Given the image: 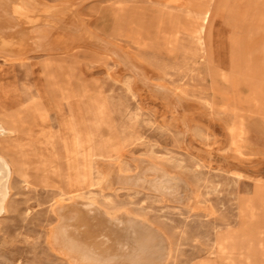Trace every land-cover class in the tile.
<instances>
[{"label":"rangeland","instance_id":"obj_1","mask_svg":"<svg viewBox=\"0 0 264 264\" xmlns=\"http://www.w3.org/2000/svg\"><path fill=\"white\" fill-rule=\"evenodd\" d=\"M59 1L34 0L36 19L22 15L19 21L0 7V26L11 28L5 33L13 40L21 29L42 35L44 20L66 15ZM261 1L92 0L78 9L89 28L123 38L152 81L182 97L176 108L164 93L139 85L106 54L84 46L52 59L0 56V117L14 132L0 139V151L14 165L0 213V264L68 263L46 239L55 223L53 206L69 196L64 148L43 139L61 117L73 124L78 191L165 230L174 264H264V23L256 22ZM206 6L210 15L201 37L180 25L185 14ZM131 21L135 43L123 36ZM37 105L50 108L47 128L35 121ZM135 158L187 177L198 201L185 186L165 192L104 187L101 165L112 161L135 172ZM88 233L95 241L107 235L111 250H118V240H132L130 230L105 222Z\"/></svg>","mask_w":264,"mask_h":264},{"label":"bare ground","instance_id":"obj_2","mask_svg":"<svg viewBox=\"0 0 264 264\" xmlns=\"http://www.w3.org/2000/svg\"><path fill=\"white\" fill-rule=\"evenodd\" d=\"M89 1L91 2L92 0H60L57 2L56 5H61V13L64 11L66 15L44 20V24L38 27L39 30L43 31L42 35L35 34L34 36H30L21 29L19 31V39L13 40V37L5 33V29L11 28L1 25L0 56L7 60H20L31 54L32 56L44 55L52 59V57L54 58V56L57 55H67L71 51V48L74 49V47L84 46L94 52L106 54V56L115 62L120 72L130 74L139 85L141 84L142 86L158 91L156 93H164L167 96L168 102L175 108L181 106L182 97L178 93L171 91L168 88L169 86L167 87L163 83L153 82L149 72L143 66L141 61L142 58L134 56L131 50L129 51L128 48L121 43L123 38L110 36L98 30H93L85 24L84 18L78 12V9L85 6ZM33 2L34 0H0V7L3 9L5 7L8 8L3 11L13 20L19 21L22 15H28L30 18L36 19L34 8L32 7ZM261 4L258 11L259 17H256L257 25L262 22L264 23V0L261 1ZM52 5L53 4H51V6ZM1 13L2 12H0V14ZM209 15L210 8L208 6L192 10L179 20L180 25L185 26L190 32H194L201 37L205 32V25ZM137 21L135 22L137 23ZM22 22L25 21L22 20ZM133 23L134 22L131 21L128 33L125 32L126 34L123 36L132 39L131 42L135 43L138 33ZM126 26L127 25H125V29ZM239 39L244 41V36ZM259 40L264 44V35L260 37ZM38 61H40V59ZM33 111L37 125L47 128L48 122L50 121V108L37 105L33 108ZM57 115L61 116V113L58 112ZM9 127L5 118L0 117V139L1 136H5V134H14V132H12L13 130H9ZM235 129H237V127H235ZM43 139L46 141L52 140L56 144H61L63 146L69 188L68 202L65 203V200L61 198V200L58 199L53 206L55 223L48 230L46 237L51 250L67 261L68 263L66 264H174L172 260V238L165 230L150 222L146 217L133 216L134 214L130 215L125 210H108V208L106 209L101 205L103 203H99L95 199L86 198L78 191L76 186L77 176L75 172V162L73 159L71 160V151L74 147L73 124L71 123V118H58L56 131L53 134L46 132ZM119 153L121 154V152ZM119 158H121L120 155ZM107 162L103 164L101 161L103 164L101 165L102 171L98 168L102 172L101 180H99L100 182L102 181L104 187L129 184L131 186H148L152 189L165 192L169 191L172 187L178 189L179 186H185L192 198L198 201V195L191 189L190 186L192 184L189 183L187 177L185 178L183 175L171 173L165 168L157 166L158 164L156 165L155 163L149 162L145 158H135L137 165V170L135 172H131L123 166H119V163L112 161ZM13 172L14 165L12 158L0 151V213L6 211ZM147 172H151L152 176L147 177ZM97 178H100V176ZM174 199L175 198H173V200ZM103 222L109 226L120 227L122 230H130L132 233L131 242L123 243L122 240H120L122 243H118V240L116 241L118 250L112 248L113 251L105 247V244L109 240L107 235H99L100 240L98 241L92 239L88 231H90L92 227L98 226ZM87 233L90 236L87 235ZM232 263H235V261Z\"/></svg>","mask_w":264,"mask_h":264}]
</instances>
